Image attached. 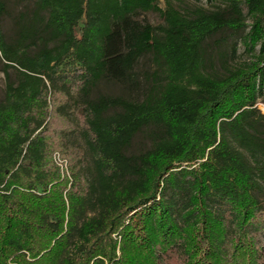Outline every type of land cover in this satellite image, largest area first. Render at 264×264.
Segmentation results:
<instances>
[{"label":"trees","instance_id":"obj_1","mask_svg":"<svg viewBox=\"0 0 264 264\" xmlns=\"http://www.w3.org/2000/svg\"><path fill=\"white\" fill-rule=\"evenodd\" d=\"M163 1L0 0V264H264V0Z\"/></svg>","mask_w":264,"mask_h":264},{"label":"rangeland","instance_id":"obj_2","mask_svg":"<svg viewBox=\"0 0 264 264\" xmlns=\"http://www.w3.org/2000/svg\"><path fill=\"white\" fill-rule=\"evenodd\" d=\"M191 2H194V0H192ZM159 6L160 7H164V1L163 0H159ZM141 18L144 17L145 19H147L150 23L152 24H158L161 22L160 17L158 16L157 13L155 12H145L143 14H141L140 16ZM3 28L4 31L6 33H10L12 30V24L11 21L9 19H5L4 23H3ZM3 86H4V72L1 69V63H0V98L2 96L3 93ZM258 107L261 109L262 112H264V102H258ZM53 157L55 159V161L63 168H65L66 166V161L60 157V155L55 152L53 154Z\"/></svg>","mask_w":264,"mask_h":264}]
</instances>
